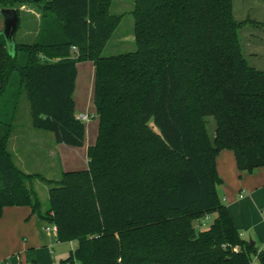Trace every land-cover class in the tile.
<instances>
[{
  "label": "trees",
  "instance_id": "trees-1",
  "mask_svg": "<svg viewBox=\"0 0 264 264\" xmlns=\"http://www.w3.org/2000/svg\"><path fill=\"white\" fill-rule=\"evenodd\" d=\"M24 1L41 16L35 39L17 43L15 31L12 54L0 34V215L30 206L56 225L58 242L77 239L60 264H251L256 254L264 264L217 192L220 150L234 151L240 171L264 165V70L242 57L234 0H134L136 49L107 57L122 18L109 13L113 0ZM86 59L99 124L87 169L59 180L21 172L7 142L23 96L32 126L84 144L72 93ZM36 180L48 185L44 212Z\"/></svg>",
  "mask_w": 264,
  "mask_h": 264
},
{
  "label": "crops",
  "instance_id": "crops-1",
  "mask_svg": "<svg viewBox=\"0 0 264 264\" xmlns=\"http://www.w3.org/2000/svg\"><path fill=\"white\" fill-rule=\"evenodd\" d=\"M262 2H264V0ZM32 13L37 20L38 27L41 16L39 12L33 11ZM37 30L38 28L36 31H33L34 35L33 37H30V42L35 39L38 33ZM71 52V56H74L76 48L73 47ZM56 59L58 58L55 57L54 59L47 60L53 62ZM94 72L95 67L91 60L86 59L77 62L76 81L72 93L76 115L79 113L89 115L90 113L95 114V109L90 103L93 94L92 90L94 89ZM20 102L16 108L17 112L12 121V130L7 142L8 151L11 158H13L15 166L25 174H39L30 172L28 165L33 162L35 164L41 163L44 159L47 165L49 164V168L61 167L63 163H67L69 158L68 153L71 155L70 149L66 147V144L56 143L54 137L51 138L47 134H43L41 130L32 126L31 114L30 122L21 127L19 121ZM98 126L97 115L94 120L89 121L88 124L85 125L84 145L86 150L87 147L93 143L94 133L98 130ZM215 165L220 178V184L217 185V192L226 204L235 227L240 230L241 236L245 240L250 241L251 244L255 245L257 253H261L264 248V220L262 216V211H264V165L251 171H240L238 167H236L235 154L231 149L220 150L219 154L216 156ZM77 166H82V163L81 165L79 163L74 166L66 165L65 168L60 171L62 173V171L78 170ZM45 223V220H41L36 213L32 212L30 206L5 207L0 215V243L2 237H5L6 239L4 240L6 242L4 245H11V248L5 253L15 255V250H18L16 258L19 262H21V253H26V257L28 255V260L34 258L36 262L37 258L42 264H50V258L48 256L49 251L50 253H53V246L56 245L55 243L59 242L56 240V236L54 237L50 233H48V235L50 234L51 236L45 235L43 232ZM20 228H24L22 238L25 240L30 238L34 247L46 246L44 252H41L40 254L36 253V258L29 251L26 244L22 246H18V243L17 245H13L15 240L19 239L16 238L17 236L14 237L13 233L16 231L15 233L18 234ZM52 237H54L55 242ZM27 242L28 241L25 243ZM3 255L5 254H2V256Z\"/></svg>",
  "mask_w": 264,
  "mask_h": 264
},
{
  "label": "rangeland",
  "instance_id": "rangeland-1",
  "mask_svg": "<svg viewBox=\"0 0 264 264\" xmlns=\"http://www.w3.org/2000/svg\"><path fill=\"white\" fill-rule=\"evenodd\" d=\"M134 0H113L111 6L109 7V13L111 14H119L122 16L121 21L117 27L116 32L114 35L109 39L106 44V47L102 51L101 56H115L117 54L126 53V52H133L136 49V44L134 42V17L131 13L134 5ZM263 0H234L233 1V15L234 19L237 22H242V27L238 31V41L240 45V50L242 57L246 59L247 66L254 69H262L264 70V5L262 2ZM19 17H20V24L18 29L16 30L15 34V41L17 43H29L30 37L34 35L33 31L37 29V20L35 19L33 11L35 12V8L31 2L22 0V3H18L16 7ZM247 20V21H246ZM3 27V19L0 17V30ZM33 39V38H31ZM94 90V89H93ZM92 90V93H93ZM90 103L94 107V93L92 94V98L90 99ZM95 109V108H94ZM20 115L19 121L21 123V127L25 126L30 122V112L28 111V103L26 97L23 96L20 102L19 107ZM95 114L90 113L89 120L83 121V124H88L89 121H92L96 117V109ZM98 119V118H97ZM203 121L205 122L206 130L209 136L214 135V130L216 128V121L212 116H205L203 117ZM43 134H47L51 138H53V134L49 131L41 130ZM98 130L94 133V141L91 145L95 144L96 136ZM68 147L71 151L68 153V161L67 163H63L61 167H51L49 168V164L47 165L45 159L42 160L41 163H31L28 165V169L32 173H39L44 175L48 179L59 180L61 176L62 169L65 166H74L75 164H79L82 166H77L78 170H85L87 169V162L85 151L86 147L83 144L82 146L78 147ZM72 156V157H71ZM52 164V163H50ZM54 165V164H53ZM60 168V169H59ZM33 189H35L37 196L39 197L40 204L42 205V212H44L48 207V197H49V189L48 185L43 181L36 180L33 184ZM37 215V214H36ZM38 216V215H37ZM39 217V216H38ZM214 216L209 215L201 224L200 228H207L210 223L213 221ZM47 225H51L50 222H46L43 227V232L45 235L50 233L52 236V232H48L46 229ZM199 228V226H196ZM24 228H20L18 230V234L14 231V237L19 238L15 240L13 245L22 246L26 244L29 251L34 255L36 258V253L40 254L44 252L45 247L42 246H33L32 240L29 238L27 240L22 238ZM48 236H51V235ZM4 236V235H3ZM55 237V236H54ZM54 237L53 240H54ZM5 237H2V241L0 243V264H42L36 258V262L32 260H28V255L26 257V253H21V262L18 261L16 258L18 250H15V255H11L7 252L8 249L11 248L10 246H5ZM28 241L27 243H25ZM55 242V240H54ZM56 245L53 246V253L49 251V258L50 264H60L61 258H67L70 256L71 250H74L78 244L77 239L67 240V241H60L59 243H55ZM12 245V246H13ZM4 252V253H1ZM2 254H5L2 256ZM77 264V263H76Z\"/></svg>",
  "mask_w": 264,
  "mask_h": 264
},
{
  "label": "water",
  "instance_id": "water-1",
  "mask_svg": "<svg viewBox=\"0 0 264 264\" xmlns=\"http://www.w3.org/2000/svg\"><path fill=\"white\" fill-rule=\"evenodd\" d=\"M0 17L3 19V28L0 30V34L5 41L6 49L12 54L15 53L14 32L17 29L19 17L17 10L14 7L0 8Z\"/></svg>",
  "mask_w": 264,
  "mask_h": 264
},
{
  "label": "built area",
  "instance_id": "built-area-1",
  "mask_svg": "<svg viewBox=\"0 0 264 264\" xmlns=\"http://www.w3.org/2000/svg\"><path fill=\"white\" fill-rule=\"evenodd\" d=\"M76 116L82 122L83 121H88V119H89V114L79 113ZM262 216H263V220H264V211H262ZM46 229H47L48 232H52L54 234V236H56V240H57V235H56L57 227H56V225H54V224L47 225ZM262 253L264 255V248L262 249ZM257 263H258V261H257V254H256V255L253 256L251 264H257Z\"/></svg>",
  "mask_w": 264,
  "mask_h": 264
}]
</instances>
